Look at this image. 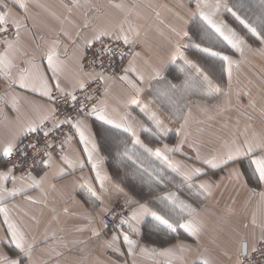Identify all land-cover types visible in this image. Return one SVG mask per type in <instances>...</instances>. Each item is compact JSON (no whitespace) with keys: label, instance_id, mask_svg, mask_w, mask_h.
Here are the masks:
<instances>
[{"label":"snow or ice","instance_id":"obj_1","mask_svg":"<svg viewBox=\"0 0 264 264\" xmlns=\"http://www.w3.org/2000/svg\"><path fill=\"white\" fill-rule=\"evenodd\" d=\"M30 3L32 0H0V78L6 83L0 93V121H3L0 264H89V241H98L99 247L118 257L125 254L133 257L132 264H136L137 254L162 258L156 264H264V129L257 132L252 123L242 131L237 127L230 135L215 136L214 143L218 146L204 151L201 137L205 129L200 126L203 121L196 120L192 110L194 104L204 112L209 108L208 99L201 101L193 97L218 99L233 95L242 66L249 62L247 53L264 57V0H259L255 19L241 13L243 4L230 6L225 0H188L187 19L175 14L176 22L167 25L173 37L168 41L170 50L166 57H157L155 62L151 57L145 58V49L150 46L147 33L142 35L144 26L139 21L144 17L136 4L129 5L124 0H108L106 5L89 4L93 15L86 13L84 24L74 25L73 37L63 26L58 30L48 28L49 36L34 31L37 23L30 14ZM79 7V0H71V6L65 5L69 13ZM222 12L230 14L242 26L243 34L221 18ZM156 15L159 17L158 12ZM189 23L198 26L195 38L189 34ZM82 31L91 35L85 37ZM156 31L164 35L159 28ZM249 37L260 47L253 48ZM192 49L214 58L213 66L219 62L221 75L227 77L226 84L214 82L211 69L188 58L187 53ZM236 55L239 59H234ZM117 83L121 85V97H113L116 103L110 104L112 86ZM22 93L36 94L40 99L29 100ZM234 94L238 104L248 97L247 107L256 113L257 101L250 89H236ZM145 98L150 99L145 102ZM22 100L27 101L29 112L22 110ZM161 100L167 101L169 108L165 111L176 127L150 110L151 103ZM4 109L12 115L4 113ZM137 109L147 122L139 118ZM258 116L264 124V105ZM255 118L253 114L247 115L248 121ZM193 123L197 125L194 130ZM95 124L102 125V130H94ZM143 133L162 146L142 142ZM173 134L178 139L170 146L165 141ZM98 137L118 140L123 150L118 145L116 158L129 162L135 173L147 175L157 185L165 178L174 181L179 177L192 202L180 199L178 190L144 202L125 194L119 208L106 206L92 181L85 180L74 192L86 193L94 211L96 204L101 206L98 219L89 212L70 213L65 207V216L88 221L75 223L68 232L63 227H54L59 224V214L53 207V215L44 223L43 231L33 234L32 226L13 216L12 209L18 206L13 204L10 208L8 202L23 196L29 204L47 207L49 191L57 190L53 181L87 166L94 173L100 191H105L106 157ZM74 140L82 147L70 156L66 146ZM176 154L193 164L173 159ZM143 160L150 162L156 175L143 166ZM197 163L199 166H195ZM38 166L41 171L34 174ZM222 171L237 194L246 192L247 199L239 209L234 207L233 198L232 206L224 207L219 213L208 212L216 216L215 225L210 226L201 209L208 211L214 191L223 185L225 177L219 181L211 178ZM37 189L41 198L28 195ZM253 197L259 199L255 209L249 211ZM153 200L161 206H151ZM30 220L36 228L41 226L37 216L32 215ZM146 220L158 232L177 237L183 234L185 239L164 248L142 245L141 227ZM58 232L73 238L66 239ZM84 233L89 234L87 238H81ZM206 235L207 244L203 242ZM188 238L191 243L185 242ZM114 264H128V261Z\"/></svg>","mask_w":264,"mask_h":264},{"label":"crops","instance_id":"obj_2","mask_svg":"<svg viewBox=\"0 0 264 264\" xmlns=\"http://www.w3.org/2000/svg\"><path fill=\"white\" fill-rule=\"evenodd\" d=\"M108 0H79L81 7L73 8L72 12L69 13L65 5L71 6V0H32L30 3V14L35 18L37 23V28L34 29L38 34L49 36L51 33L48 32V28L59 29L63 26L65 29L70 31L75 37L76 27L82 26L85 21V14L93 15V13L89 12V4H98V5H106ZM126 4L132 5L136 4L139 6L140 11L143 14L144 19L139 22L143 24L142 35L147 33V43L150 47L145 49V58L151 57L152 61L155 62L157 57H166L169 49L168 41L172 40L168 33L167 25L176 22V13H180L187 19V12L189 10L188 0H124ZM209 2H214V0H209ZM225 2L229 3L230 0H225ZM185 5V7H181V5ZM10 3V7H11ZM13 11H18V9L13 8ZM159 13V17H157L156 13ZM22 15V13H20ZM54 14V15H53ZM227 13L222 12L221 18L227 20ZM55 17H59L57 20ZM67 17L68 20L72 21V23H68V20L64 18ZM61 21H64L63 25H61ZM163 21V23H161ZM32 21H29V25H31ZM230 24V23H229ZM231 25V24H230ZM233 26V25H231ZM234 27V26H233ZM159 28L164 35L161 36L156 29ZM188 28L191 30L190 35H194L199 31L197 24L189 23ZM237 31H239L237 29ZM82 35L87 37L90 36L91 33L88 31H82ZM25 40H28L25 37ZM30 44V41H28ZM42 46H43V42ZM252 44V43H251ZM253 48L260 47L259 44H252ZM71 53V46H70ZM187 56L190 60L199 63L202 67L206 69H210L211 67L204 63L202 60H214V58L208 57L203 53L198 52L197 50H189ZM202 58V59H200ZM248 63L244 64L241 69V74L239 76V82L234 83L233 86V95L229 98H218V99H210L206 97L196 96L193 99H199L203 101L204 99H208L209 108L206 112L202 111L200 107H197L195 104L192 106L193 117L196 120L203 121V124L200 125L205 129V132L202 134L201 139L205 143L204 151H208L213 147H216L214 143L215 136H225L230 135L231 132L237 130H243L244 127L248 123H252L254 125V130L259 132L264 129V124L261 123L259 119L258 113L259 109L262 105H264V57L260 56L255 52L247 53ZM234 59H239V56H234ZM213 62V61H212ZM141 65L143 66V62L141 61ZM216 67H219V62L215 63ZM147 70V68H146ZM214 82L224 85L226 84L227 77L226 75H220L216 72H210ZM169 79H172L170 76ZM251 81V83H249ZM173 82H177L173 80ZM6 87V83L0 78V93L4 91ZM236 89H245L251 90L252 98H255L257 101V111L256 113L252 112V109L248 108V97H243L239 104L237 102V98L235 96ZM17 91H21L17 89ZM122 89L119 83L112 86V97L109 98L110 104H115L116 100L113 97H121ZM27 96L29 100H37L39 101V96L36 94L22 93ZM145 98V102H147ZM162 102L165 103V100H161L156 103H151L149 105L151 111L157 112L166 123H169L170 126L176 127L174 121H171V117L165 111L167 109L162 105ZM241 105L243 107H241ZM21 108L25 112H29L30 108L27 101H21ZM4 113L8 115H12L8 111V109H4ZM140 119L146 121V118L139 114V110H136ZM253 114L256 118L252 121H248L247 115ZM212 117V119H209ZM237 121H239V125H237ZM227 125V127H224ZM197 127L195 123L192 124L193 130ZM103 128L102 125L95 124L94 130L101 131ZM3 130V121H0V131ZM124 138V137H121ZM100 143L102 145V154L105 155L106 160L103 164V173L107 174V179L105 181V191L101 192L98 184L95 181L94 173L90 171V166L85 167L82 171L76 170L72 173V175L66 176L63 179L53 181L57 185V190L55 192L49 191L48 194V204L47 207L43 205H33L29 204L24 200L23 196H18L15 199L10 200L9 207L13 204L18 207L12 209L13 216L21 219L25 225L32 226V233L35 235H39L40 232L43 231V225L46 223L53 213L51 209L54 207L56 212L59 214V224H54V227L65 228L68 232L71 231L73 225L75 223L86 224L88 221L83 219H77L74 216H65L63 214V209L67 207L70 213H83L89 212L94 217L99 215L100 205H95V211L93 210V205L86 199V193L74 192V189L77 188L78 184H82L85 180H91L92 186L97 191V194L101 196L104 200V204L106 206H111L117 199L124 200L125 194L132 196L134 199H137L141 202L151 200L153 197L163 195L166 192H177L179 190L180 199L187 200L189 203L192 200L189 198L188 189L182 185L181 180L177 177L174 181H169L165 178L162 184H155L150 181L148 176H141L133 171V169L129 166V162L116 158L115 152L119 145V141L116 139L108 140L111 145V148L106 147L107 141H105L102 137H98ZM130 139V138H129ZM140 139L142 142L149 144L155 143L151 136L147 133H143L140 135ZM177 137L170 135V137L165 141L170 146L175 145L177 142ZM155 146H162L158 143H155ZM82 146H80L76 140L72 142L71 145L67 146L66 152L70 156H74L77 152L80 151ZM120 150H123V146L119 145ZM129 148H131V144L129 143ZM188 151L187 149H185ZM111 153V155H110ZM82 154V153H81ZM190 155H193L190 153ZM173 159L180 160L185 164H193V161L185 159L182 155L176 154ZM141 162V161H138ZM143 166L148 168L149 172H152L153 175L157 173L153 170L150 162L147 160L142 161ZM159 164V162H156ZM195 166H199L198 163ZM0 168H3V165L0 164ZM41 169H38L34 172V174L39 173ZM18 174V173H17ZM170 175H174V173H169ZM221 177H225L224 183L221 188L216 189L213 193V197L211 202L207 205L208 211L201 209V214L205 217L208 224L210 226L215 225L216 216L208 215V212H216L219 213L226 206H232V199L235 198L236 204L235 208L239 209L242 203L247 199L246 192H240L237 194L232 184L227 181L225 172H217L211 178L213 180L219 181ZM83 178V179H81ZM208 177H204L207 179ZM76 183H73V182ZM11 187V184L8 185ZM28 195L33 197L41 198L40 191L33 190L29 191ZM74 196V199L72 198ZM202 199V197L200 198ZM258 197H253L251 199V204L249 205V211L254 210L256 204L258 202ZM153 207H160L159 201L153 200ZM197 206V205H194ZM27 213L25 215L24 213ZM32 215L37 216L41 219L42 223L39 228H36L33 225V222L30 220ZM2 219V217H0ZM99 226L98 224L96 225ZM142 235L140 237V243L142 245H146L148 247H156V248H164L168 247L172 244L178 242L179 239H185L184 235L181 234L179 237L174 236L172 234H165L163 232H158L154 230L149 222L146 220L145 224L141 227ZM58 235L65 236L66 239H72L71 235H65L63 232H58ZM89 234H82L81 238H87ZM111 235V231H109V236ZM136 238V237H133ZM187 243H191V239L188 238L185 240ZM205 244L208 243V236L204 237ZM80 247H84V245H80ZM88 261L89 264H95L96 261L101 262V264H114L116 261L127 260L128 264H132L133 257L125 256L118 257L117 255L111 253L110 251H105L103 248L99 247L98 241H89L88 243ZM124 246L122 245V248ZM38 256L40 255L37 253ZM67 255V253H66ZM46 258V257H45ZM63 259V258H61ZM162 258L155 257L150 258L148 256H142L137 254L135 257L136 264H156L157 260Z\"/></svg>","mask_w":264,"mask_h":264},{"label":"rangeland","instance_id":"obj_3","mask_svg":"<svg viewBox=\"0 0 264 264\" xmlns=\"http://www.w3.org/2000/svg\"><path fill=\"white\" fill-rule=\"evenodd\" d=\"M236 4V5H240L243 4L244 7L240 9L241 13L246 14L248 17H250L251 19H255L256 15H258L259 13V0H230V6ZM226 17L228 18V21L231 25H233L236 29H238L239 31L242 32L243 34V29L242 26L239 25V23L237 21L234 20V18L231 17L230 14H227ZM249 42L252 44H258L255 42V40L251 37H249ZM202 59V58H200ZM204 63L208 64L211 68L212 72H216L217 74L220 75V70L219 67L213 66V60H202ZM162 105L166 108H169V105L167 103V101L162 102ZM105 141H107L106 147L111 148L110 143L108 142V140H112V137H107V138H103ZM68 146V145H67ZM66 146V149H67ZM112 149V148H111ZM38 169H40V167L36 168L34 170L37 171ZM124 200H120L117 199L111 206L115 205V206H119V204H123Z\"/></svg>","mask_w":264,"mask_h":264},{"label":"built area","instance_id":"obj_4","mask_svg":"<svg viewBox=\"0 0 264 264\" xmlns=\"http://www.w3.org/2000/svg\"><path fill=\"white\" fill-rule=\"evenodd\" d=\"M88 54H89V56H91V51H89ZM101 87H103V86H101ZM62 111H68V110H67V109H62ZM60 118L63 119V116H61ZM66 130H67V129L65 128V131H66ZM61 138H62V137H61ZM28 139H31V137H29ZM25 142H27V141H25ZM41 143H43L42 140H41ZM38 167H39V166H38ZM38 167H37V168H38ZM120 205H122V204H119V206H120ZM119 206H116V207L119 208Z\"/></svg>","mask_w":264,"mask_h":264}]
</instances>
